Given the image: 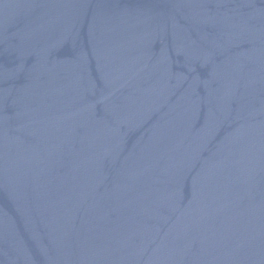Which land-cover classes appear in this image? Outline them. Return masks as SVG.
Returning a JSON list of instances; mask_svg holds the SVG:
<instances>
[{
  "label": "water",
  "instance_id": "1",
  "mask_svg": "<svg viewBox=\"0 0 264 264\" xmlns=\"http://www.w3.org/2000/svg\"><path fill=\"white\" fill-rule=\"evenodd\" d=\"M0 264H264V0H0Z\"/></svg>",
  "mask_w": 264,
  "mask_h": 264
}]
</instances>
